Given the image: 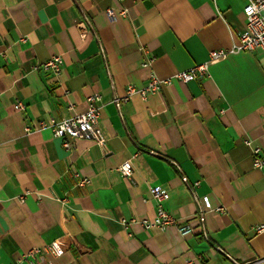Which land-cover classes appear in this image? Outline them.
Here are the masks:
<instances>
[{
    "label": "crops",
    "instance_id": "0c3cea01",
    "mask_svg": "<svg viewBox=\"0 0 264 264\" xmlns=\"http://www.w3.org/2000/svg\"><path fill=\"white\" fill-rule=\"evenodd\" d=\"M245 6L0 0V264L53 241L65 249L53 264H232L216 248L236 263L264 264V231H254L264 223V165L254 167L243 143L260 148L264 161V50L229 54L208 66V77L162 86L146 100L134 95L120 112L112 102L128 86L144 87L151 73L165 79L230 49ZM108 8L126 16L111 23ZM54 56L63 61L58 77L41 68ZM92 94L100 97L103 147L77 139L66 151L49 129L36 130L38 121L85 113ZM126 160L132 182L117 170ZM75 173L87 184L78 186ZM182 177L198 182L195 193L212 209H224L205 214L207 241ZM154 187L168 193L165 210L191 235L122 225L154 217Z\"/></svg>",
    "mask_w": 264,
    "mask_h": 264
},
{
    "label": "built area",
    "instance_id": "2783aa9c",
    "mask_svg": "<svg viewBox=\"0 0 264 264\" xmlns=\"http://www.w3.org/2000/svg\"><path fill=\"white\" fill-rule=\"evenodd\" d=\"M246 6L243 9V16L245 18L244 30L238 35V42L230 49H219L209 53L208 61L201 65L176 73L165 79L157 78L151 73L148 83L140 88L136 89L133 86L126 88V95L119 98H113L116 109L120 112L122 103L129 101V99L138 95L141 99L146 100L149 96L155 95L159 92L162 86H169L174 82L189 83L191 81L200 80L208 77V66L215 64L225 59L229 54L239 52H254L258 49L264 50V0H245ZM105 15L109 22L114 23L119 19L126 16V10L108 8L105 11ZM1 56V55H0ZM152 59H146L143 63V67L151 68ZM63 61L61 57L54 56L41 65V68L50 71L55 77H58L62 71ZM100 97L96 94L89 95L86 98L87 109L86 112L77 115L72 118L63 119L60 122H56L53 119L49 121H38L37 131L49 129L53 138L62 141V146L66 151L71 150L70 140L85 139L90 140L99 147H103L105 139L99 129V108L98 102ZM15 108L17 110H24V106L17 103ZM26 133L33 132L30 127L25 128ZM244 145L249 147L251 155L253 157V165L255 168L260 169L264 165V161L260 158L261 150L258 147H251L249 140H245ZM152 155L153 153H148ZM174 166H176L173 163ZM177 167V166H176ZM120 175L132 182L133 169L129 160L122 162L118 167ZM74 177L78 180L77 185L83 186L87 184V180L81 178L78 173L74 174ZM182 182L187 191L190 193L191 198L196 205L197 223L200 233L204 240L207 241L206 229H205V214L207 212L215 210L216 212H223L222 207L212 209L208 196L198 197L195 193V188L198 186V182L190 184L185 177H182ZM29 194L28 192L25 193ZM151 199L155 203V215L152 219H123L121 221L124 227H129L133 224H139L145 231L151 229H158L160 231L166 230L170 226H176V230L181 237L189 236L193 233L194 229L186 223L176 225L174 219L165 210V203L168 200V193L165 190H161L158 187L150 189ZM38 200H41L40 195H36ZM23 197H19V201H23ZM255 233H261L264 231V223L256 225L254 227ZM216 251L224 254L232 264H239L233 261L227 256L221 249L216 248ZM65 249L60 241H53L50 244L31 249L22 256L21 261L15 264H53V258H59L63 255Z\"/></svg>",
    "mask_w": 264,
    "mask_h": 264
}]
</instances>
